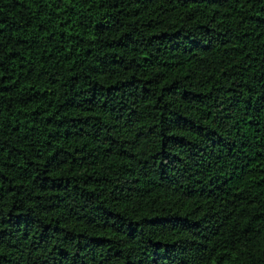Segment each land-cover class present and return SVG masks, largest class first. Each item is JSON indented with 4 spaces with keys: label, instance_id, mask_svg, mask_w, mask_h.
Instances as JSON below:
<instances>
[{
    "label": "trees",
    "instance_id": "1",
    "mask_svg": "<svg viewBox=\"0 0 264 264\" xmlns=\"http://www.w3.org/2000/svg\"><path fill=\"white\" fill-rule=\"evenodd\" d=\"M0 264H264V0H0Z\"/></svg>",
    "mask_w": 264,
    "mask_h": 264
}]
</instances>
